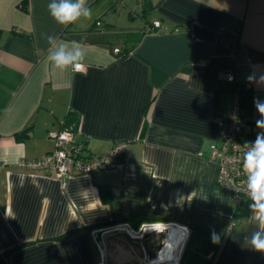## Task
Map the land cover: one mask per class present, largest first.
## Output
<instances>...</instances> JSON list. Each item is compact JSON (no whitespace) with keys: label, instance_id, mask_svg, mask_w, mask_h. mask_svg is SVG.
I'll list each match as a JSON object with an SVG mask.
<instances>
[{"label":"crops","instance_id":"crops-1","mask_svg":"<svg viewBox=\"0 0 264 264\" xmlns=\"http://www.w3.org/2000/svg\"><path fill=\"white\" fill-rule=\"evenodd\" d=\"M49 3L0 0V264H264L244 239L251 202L218 187L208 151L236 84L251 89L242 119H260L264 0H88L83 27L57 24ZM47 35L86 46L78 73L45 71ZM61 128L90 156L123 141L119 164L61 180L18 164L51 151ZM122 223L161 230L101 231Z\"/></svg>","mask_w":264,"mask_h":264},{"label":"built area","instance_id":"built-area-1","mask_svg":"<svg viewBox=\"0 0 264 264\" xmlns=\"http://www.w3.org/2000/svg\"><path fill=\"white\" fill-rule=\"evenodd\" d=\"M95 23L99 24L98 22ZM159 25V20H152L150 24L145 26L143 31H152L154 28L159 27ZM112 52L115 55H124L120 46L117 45L112 48ZM234 76L235 73L233 71H228L225 78L233 82L235 80ZM239 100V93L235 91L233 104L227 113L224 126H222L223 128L219 132L218 140L209 145L208 151L210 160L217 164L218 173L216 174V181L218 187L232 195L236 202H240L243 199L251 202L246 194L245 176L242 172L241 164L242 154L246 150L243 145L246 141L253 142L255 140L258 129L256 125L247 123L242 119ZM47 134L54 142L53 149L38 159L19 161L18 164L24 169L41 170L43 174L60 180L76 174L88 175L96 169L117 167L126 144L123 141L116 142L105 153L90 156L84 153L82 145L74 141L71 130L61 128L55 131L52 130ZM128 226L127 223L116 224L107 227V230L104 231L120 230L126 232L131 239H141L148 232L156 229L161 230L155 223L142 224L136 230ZM165 239L167 242V238ZM181 239H184V237L182 236ZM165 245L158 249L159 254Z\"/></svg>","mask_w":264,"mask_h":264},{"label":"clouds","instance_id":"clouds-1","mask_svg":"<svg viewBox=\"0 0 264 264\" xmlns=\"http://www.w3.org/2000/svg\"><path fill=\"white\" fill-rule=\"evenodd\" d=\"M47 8L53 20L64 27L69 25L83 27L93 15L88 0H50ZM46 42L48 48L43 58L45 71H50L53 75L78 73L84 66L88 53L86 46L81 42L66 41L55 35H47ZM261 82H264V77H261ZM254 106L260 116L256 121V127L261 131L257 133L253 142L246 141L243 145L246 150L242 154L241 168L245 176L246 194L251 201L249 220L256 224V230L244 239L250 248L264 252V100L255 98ZM29 179L39 192H43V186L36 176L20 175V187ZM211 238L214 244L219 243L220 238L215 232Z\"/></svg>","mask_w":264,"mask_h":264},{"label":"trees","instance_id":"trees-1","mask_svg":"<svg viewBox=\"0 0 264 264\" xmlns=\"http://www.w3.org/2000/svg\"><path fill=\"white\" fill-rule=\"evenodd\" d=\"M235 87H236L235 90L239 93V96H240V100H239L240 106H241V112H240V114L243 115L242 114L243 113L242 107L243 106H246L248 104V100L251 97V89H250L249 86L243 85V84H236ZM106 190L104 188V189H102V191H100L102 193V198L104 200L107 199V192H106Z\"/></svg>","mask_w":264,"mask_h":264},{"label":"rangeland","instance_id":"rangeland-1","mask_svg":"<svg viewBox=\"0 0 264 264\" xmlns=\"http://www.w3.org/2000/svg\"><path fill=\"white\" fill-rule=\"evenodd\" d=\"M107 227H105L103 230H101L102 232H108V231H104V230H107L106 229ZM111 230H109V232H110ZM165 237H168V233L167 232H164V236L162 237V240H161V242H159V244H158V246H157V251H156V255L158 256L159 255V251H158V249H160L161 247H162V245L163 244H166L167 245V242H166V239H165ZM144 238V237H143ZM141 240V239H140ZM157 256H156V258H157ZM159 260V259H158ZM153 261V260H152ZM161 263H164V262H162L161 261Z\"/></svg>","mask_w":264,"mask_h":264},{"label":"bare ground","instance_id":"bare-ground-1","mask_svg":"<svg viewBox=\"0 0 264 264\" xmlns=\"http://www.w3.org/2000/svg\"><path fill=\"white\" fill-rule=\"evenodd\" d=\"M170 244H171V243H169V245L166 247V249L169 248ZM165 251H166V250H165ZM167 252H168V251H167ZM160 257H161V256H160ZM161 258H163V259L168 258V254H167L166 252L163 251V252H162V257H161Z\"/></svg>","mask_w":264,"mask_h":264}]
</instances>
